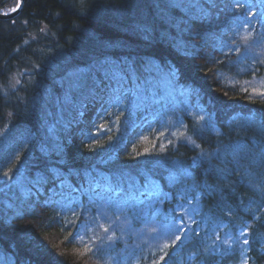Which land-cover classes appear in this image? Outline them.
Segmentation results:
<instances>
[{
  "label": "trees",
  "instance_id": "trees-1",
  "mask_svg": "<svg viewBox=\"0 0 264 264\" xmlns=\"http://www.w3.org/2000/svg\"><path fill=\"white\" fill-rule=\"evenodd\" d=\"M262 93L264 0H25L0 19V264H264Z\"/></svg>",
  "mask_w": 264,
  "mask_h": 264
},
{
  "label": "rangeland",
  "instance_id": "rangeland-1",
  "mask_svg": "<svg viewBox=\"0 0 264 264\" xmlns=\"http://www.w3.org/2000/svg\"><path fill=\"white\" fill-rule=\"evenodd\" d=\"M85 71V69L83 68H75L72 70H69V72L65 75L66 80H67V84H66V92L64 94V99L69 100V98L71 97V93L70 90L72 89H76L79 85L78 80H79V76ZM16 77V75H14L12 78H10V83L8 85V88L14 89L18 84L17 80H14ZM65 85V83H64ZM1 91L6 92L5 91V87H1ZM9 101H11V99H9ZM27 137L24 138V140H26ZM2 146H5V144H0ZM9 144L7 143V146ZM6 147V146H5ZM19 146H15V150L14 151H9L8 155H10L8 158H6L2 163H0V189H4V191H6V188H9L12 184L16 185H20L21 184V180L23 179L21 176V172H22V168L19 167L18 172L15 176H11V173H9V170L7 167H9L11 164V161H14L15 159H18L17 157L19 156V150L17 149ZM5 149L0 147V153H3ZM9 173V174H8ZM6 174V175H5Z\"/></svg>",
  "mask_w": 264,
  "mask_h": 264
},
{
  "label": "water",
  "instance_id": "water-1",
  "mask_svg": "<svg viewBox=\"0 0 264 264\" xmlns=\"http://www.w3.org/2000/svg\"><path fill=\"white\" fill-rule=\"evenodd\" d=\"M24 2L25 0H19L18 6L15 8L16 11H13V10H10L8 12L0 11V19L8 20V18L12 19V18L17 17L24 7Z\"/></svg>",
  "mask_w": 264,
  "mask_h": 264
},
{
  "label": "snow or ice",
  "instance_id": "snow-or-ice-1",
  "mask_svg": "<svg viewBox=\"0 0 264 264\" xmlns=\"http://www.w3.org/2000/svg\"><path fill=\"white\" fill-rule=\"evenodd\" d=\"M13 11H16V9L14 8ZM262 94H264V93H262ZM5 175H6V174H5ZM241 235H246V234L241 233ZM243 243H244V244H248V240H247V239H244V240H243ZM243 264H249V261H248L247 259H245V260L243 261Z\"/></svg>",
  "mask_w": 264,
  "mask_h": 264
}]
</instances>
